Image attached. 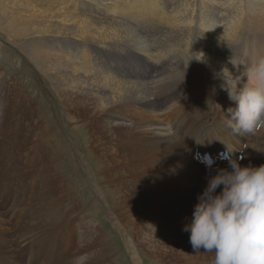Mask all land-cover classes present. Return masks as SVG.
<instances>
[{
	"label": "bare ground",
	"instance_id": "6f19581e",
	"mask_svg": "<svg viewBox=\"0 0 264 264\" xmlns=\"http://www.w3.org/2000/svg\"><path fill=\"white\" fill-rule=\"evenodd\" d=\"M0 20V32L8 41L9 29L19 32L17 22L24 27L20 32L35 36L37 50H29L31 63L55 91V102L65 118L57 119L50 130L45 129V120V136L54 149L53 135L60 130L72 129L85 136L82 146L91 155L95 189L100 196L103 193L111 225L121 233L129 252L137 246L136 225L149 239L155 237L149 224L155 230L178 227V232L161 234V243L169 245L190 234L169 212L170 202L150 205L146 197L152 184L171 191L183 206L193 200L194 207L198 203L192 198L194 182L215 175V169L228 168L227 160L221 158L228 150L234 158L245 156L242 166L264 164V129L242 138L227 125L226 110L235 105L221 90L218 75L225 66L234 75H243L246 59L252 58L249 66L264 59V0H0ZM199 53L203 61L192 60ZM231 58L237 69L229 63ZM147 76L153 77L151 81L144 80ZM7 80V73L0 69V175L10 176L0 191L3 198L6 194L12 198L17 189L15 152L21 142L17 131L14 135L20 102L15 87L7 94L11 85ZM246 82L245 77L241 86ZM203 126L208 134L198 135ZM19 129L23 132L20 124ZM176 138H182L177 140L181 145ZM207 152L212 169L203 171ZM56 153L63 163L64 155ZM195 153L199 157L193 160ZM45 155L51 163L48 152ZM115 163L120 166L110 171ZM51 174L38 180L54 181L55 194H31L33 202L44 203L45 227L50 230L30 246L35 251L34 264L39 263L37 253L51 247V238L58 242L56 226L62 207L70 205L67 215H73L82 206L77 195L69 193L72 181L64 174L57 180L56 172ZM11 206L8 215L15 219L20 211L17 200ZM92 224L87 220L79 228L83 238L90 237L76 247L72 264L82 255L94 261V249L107 246L100 227ZM35 227L28 220L17 230L30 233ZM2 252L11 251L0 247ZM51 256L48 252L45 260ZM176 259L194 264L179 254Z\"/></svg>",
	"mask_w": 264,
	"mask_h": 264
},
{
	"label": "rangeland",
	"instance_id": "374dc122",
	"mask_svg": "<svg viewBox=\"0 0 264 264\" xmlns=\"http://www.w3.org/2000/svg\"><path fill=\"white\" fill-rule=\"evenodd\" d=\"M16 27L19 32L9 29L11 32V41L7 40L5 33L0 32V69L4 74L7 73V81H9L7 84H11L8 86L9 88H7V94H11L14 87V91L19 93L17 101L20 103L17 108L18 116L15 120L18 125L15 126L14 135L17 131L18 136L21 138L17 152H15V154L17 153L16 168L18 173L13 180L17 187L16 197L10 198L9 195L6 194L3 198L2 192L0 191V215H2L0 216V247L2 249L4 247L7 252L8 250L11 251L9 254H3V252L0 254V264H4L5 261H13V264H17L18 262L19 264H34L35 251L30 246L38 240V235H49L50 230L49 227H45L44 203L33 202L31 200V194L32 192L38 194L44 191L45 195L48 196L55 194L53 187L54 181L49 179L48 181L40 182L38 180L44 175L52 176L51 172H56L54 175V179L56 180L64 174V178H68V180L72 181L71 184L73 186L68 189L69 193L77 195V198L80 200V204L78 205L82 206H80L78 211L73 215H67V208L70 205L62 207V218L58 221V226H56L58 229V242L51 238V247L37 253L36 258L39 261L38 264H54V261L57 262V264H72L76 256V247H81V241L90 237L86 236V239L83 238L79 229L84 223H87V220L91 222V224L93 223V227H100L99 229L107 242L105 249L99 247L94 249V251H96L95 260H91L90 262L87 260V264H190V262L183 263V261L177 260V254L185 260L193 261L194 264L211 263V258H214L215 255L214 252L210 254V252H204L202 248L200 251L195 252L189 242L190 234H184V236L178 237L177 242L174 240L172 245H169L168 242L161 243L163 242L161 240V234L178 232V227L168 230H155L153 235L155 236L154 239H149L140 233L137 227L138 225H136L133 238L137 246H132L130 252L125 248L120 237L121 233L112 227L108 212L106 208H104L105 198L103 197V193H101L102 196H100L98 189H95L97 182L93 175V166L90 159L91 155L83 149L84 143L82 139L83 137L85 138V136L83 135L82 137V134H76L72 129L70 132L69 130H58V136L56 133L53 135L57 140L55 149L45 136L44 128L47 123L48 125L45 129H52L57 119L59 121L65 119L64 112L61 114L62 110L59 109L60 106L55 102V91L51 89L50 83L40 72L36 71L31 63L29 50H37L33 45L35 36L30 33L20 32L24 27L18 25V22ZM251 60L252 58L246 59L247 63H244L246 69L249 67ZM152 78V76H147L144 80L149 82ZM11 86L12 89H10ZM221 111L225 112L223 109H221ZM221 111H219V113ZM45 120L48 122L45 123ZM63 123L62 121L61 124L65 127ZM19 124L23 128V132L19 129ZM212 130L214 134L217 135L216 129L212 128ZM203 134H208L206 126H203L198 133V135ZM218 136L225 139L224 136ZM247 136L248 135H242V138ZM182 138H176V142ZM177 143L181 145L179 142ZM59 151L61 155H64L62 157L63 163L59 162L60 157L56 153H59ZM46 152L49 154V159L52 161L51 163L46 161ZM205 156L211 157L210 152H207ZM197 157H199L197 153L191 155L193 160H196ZM130 165L132 166L133 164ZM119 166L120 163H115L110 166L109 170L113 171ZM201 169L205 171L208 167L206 166V168L203 167ZM9 178L10 176L0 175V188L3 189L5 181ZM194 183L192 196L195 195V197L192 198H197L207 185V179L201 177ZM73 187L76 188L77 191H74ZM219 189L220 188L217 190ZM146 198L149 200L150 205L160 200L170 202L169 212L177 222L185 225L191 221L194 211L192 205L193 200H190L183 206L180 201L175 200L171 191L162 189L157 183L156 185H151ZM16 200L19 204L20 211L17 214L18 216L14 219L8 215V211L12 208L11 205ZM83 207L84 210H82ZM101 208H103V211ZM184 208L186 209L184 210ZM88 209H92V211ZM97 209H99V212ZM33 211L36 212L33 213ZM28 220H32L35 223V231L20 233L17 228ZM119 229L123 231L122 227ZM89 234H91V236L93 235L94 238L93 233ZM123 235L126 237L128 236L127 233H123ZM25 240L26 242L31 241V244H25ZM141 249L143 253H147V255H143ZM48 252H52V256L48 260H45V255ZM11 256L13 257L11 258ZM141 259H143V262Z\"/></svg>",
	"mask_w": 264,
	"mask_h": 264
},
{
	"label": "clouds",
	"instance_id": "9594fccd",
	"mask_svg": "<svg viewBox=\"0 0 264 264\" xmlns=\"http://www.w3.org/2000/svg\"><path fill=\"white\" fill-rule=\"evenodd\" d=\"M195 55L198 58L192 60L203 61V53ZM229 63L237 69L234 58ZM218 75L221 90L235 105L226 110L227 125L241 135L264 129V59L249 66L243 75H234L226 66ZM245 77L247 82L241 86ZM232 154L228 150L221 157L228 168L215 169V175L206 177L207 185L197 196L191 221L183 231L190 232L195 252L201 248L214 252L213 264H264V164L242 166L245 156L234 158ZM212 163L208 160L209 169ZM148 226L155 232L154 226ZM87 260V255H82L75 264H87Z\"/></svg>",
	"mask_w": 264,
	"mask_h": 264
}]
</instances>
